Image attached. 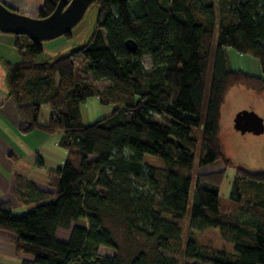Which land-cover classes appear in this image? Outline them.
Segmentation results:
<instances>
[{
    "label": "trees",
    "instance_id": "1",
    "mask_svg": "<svg viewBox=\"0 0 264 264\" xmlns=\"http://www.w3.org/2000/svg\"><path fill=\"white\" fill-rule=\"evenodd\" d=\"M57 2L43 0L38 17L48 16ZM94 5L96 25L84 46L59 59L60 53L40 59L43 42L12 35L20 59L4 62L8 95L21 119L18 130L61 132L59 144L67 149L62 166L48 171L52 190L17 178L18 201L33 203L26 213L14 214L10 202L0 201V228L16 234L15 248L26 255L21 264H264V169L238 166L234 177L262 187L261 194L233 211L222 210L219 200L232 164L219 128L227 94L234 87L264 93V77L229 68L227 49L257 58L264 75V0H97ZM127 40L135 41L134 51ZM143 56L151 60L147 70ZM82 67L108 84L99 89L80 74ZM89 96L115 107L85 125L80 104ZM202 123L197 166L219 159L226 166L193 178ZM238 190L232 191L235 199L244 194ZM238 211L254 220H240ZM185 218L188 229L198 233L217 227L233 250L184 238ZM60 228L69 231L66 239L58 238ZM100 246L115 253L102 255Z\"/></svg>",
    "mask_w": 264,
    "mask_h": 264
},
{
    "label": "rangeland",
    "instance_id": "2",
    "mask_svg": "<svg viewBox=\"0 0 264 264\" xmlns=\"http://www.w3.org/2000/svg\"><path fill=\"white\" fill-rule=\"evenodd\" d=\"M2 1L8 4L10 7L16 9L20 13L32 17H38L39 7H37V5L35 4H29L24 0ZM95 14L96 6L93 4L88 8L83 19L71 30V35L69 38L61 36L56 39L43 42L45 51L41 57L50 58L53 55H56L57 53L63 52L72 45L83 43L92 29ZM216 37L217 26L215 27L210 60L208 63L206 75V86L202 104L203 112L207 107L208 93L214 63ZM232 52L233 53L231 54L235 55L238 51L236 52L232 50ZM76 59L81 66V57L77 56ZM237 60L238 61H235L232 56V61L233 63H235L233 65H240V67H245L248 65V60L245 56L239 57ZM142 62L144 69L147 70L150 68V57L143 56ZM82 70H84V72ZM82 70H80V74L84 76L88 81L92 82L99 89H102L108 84L107 81L96 79L91 72L85 70L83 67ZM114 107L115 105L113 104H102L97 96H89L84 102L80 104V115L82 122L85 125L91 124L97 119L110 114ZM242 109L254 110L264 120V93L253 92L251 90L244 89L243 87H234L233 89L229 90L226 101L221 109V116L219 122L220 138L222 142L223 152L231 159L232 162V164L227 167L225 178L222 184L220 185L219 189L220 208L226 211H233L237 209L243 203V201H245L246 198H254V196H256L257 194H261L263 191L262 187L257 189L255 188L254 184L247 185L245 184V182L241 180L236 181L234 178L235 171L238 166L250 171H260L264 169V132L261 134H253L251 132L240 133L239 131H236L233 127L234 115L236 114V112ZM161 120L166 123L170 122L169 118L166 116H162ZM201 128H203V123L201 124V127L198 130V133L196 134L198 144L195 153L194 170L192 172L193 178H195L196 175L206 174L218 170H225L226 166L222 159H219L218 161L205 166H197V159L200 149ZM43 133L46 134L47 138L42 144V146L38 148L41 151L42 155H45V157L51 159L50 156L52 155V153H55L56 150L60 149L63 153H65L66 157L67 149L59 145L61 132H55L52 134H47L45 132ZM48 150H50L52 153L47 152ZM146 160L153 164H161L159 160L155 158H149L148 156H146ZM234 182L237 183L235 184V186H233ZM245 185L247 186V188L245 187ZM236 186L239 187L238 191L244 193L243 195H241L240 199H235L236 194L232 195V191ZM192 203L193 190L190 192L188 200V213L191 211ZM14 213H21V210H14ZM237 215L240 220L246 221L248 223H251L254 220L252 217L246 216L245 214L239 211ZM187 224V218H185L180 224L182 228V235L184 238L194 237L200 243L210 245L214 248L225 249L227 251L233 250V245L221 237L219 229L217 227H213L207 229L202 233H198L195 230L188 229L189 227L187 226ZM68 234V230H64L61 228L58 230L57 233L58 238L60 239H66L68 237ZM98 252L102 255H113L115 253V251H113L112 249H109L104 246H100Z\"/></svg>",
    "mask_w": 264,
    "mask_h": 264
},
{
    "label": "crops",
    "instance_id": "3",
    "mask_svg": "<svg viewBox=\"0 0 264 264\" xmlns=\"http://www.w3.org/2000/svg\"><path fill=\"white\" fill-rule=\"evenodd\" d=\"M24 1L39 7L43 0ZM232 50L236 51L232 48L227 49L230 69H239L254 76L264 77L257 58L237 51L235 55L239 56H235L231 54ZM41 56L42 54L39 56L40 59L47 58ZM232 56L235 61L245 56L248 65L245 67L233 65L235 63L232 61ZM19 59L20 56L14 47V37L0 33V201L10 202L13 212L21 210L17 215L24 214L33 207V203L24 204L18 201L15 191L17 178L21 177L31 182L36 188L52 190L48 183V171L61 167L65 160V153L60 149L55 153L47 151L52 153L51 159L42 155L38 148L42 146L47 136L40 130L35 129L28 133H21L18 130L21 119L12 98L8 95L4 62L13 63ZM37 159H41L42 165L37 164ZM16 237L14 232L0 228V264H21V260L26 257L16 250L14 244Z\"/></svg>",
    "mask_w": 264,
    "mask_h": 264
},
{
    "label": "water",
    "instance_id": "4",
    "mask_svg": "<svg viewBox=\"0 0 264 264\" xmlns=\"http://www.w3.org/2000/svg\"><path fill=\"white\" fill-rule=\"evenodd\" d=\"M97 0H58L54 10L45 17H32L18 12L8 4L0 0V32L10 35H26L31 40L49 41L64 36L83 19L88 8ZM96 14L92 29L85 41L81 44L68 47L58 55L61 58L70 51L88 43L92 36L97 18ZM126 46L130 51L136 49L133 40H127ZM233 127L240 133L251 132L261 134L264 132L263 118L251 109H242L236 112L233 118Z\"/></svg>",
    "mask_w": 264,
    "mask_h": 264
}]
</instances>
